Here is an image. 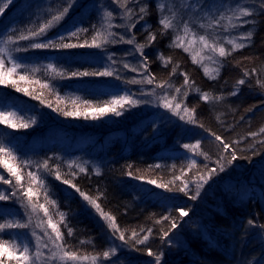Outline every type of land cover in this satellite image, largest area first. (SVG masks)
Returning <instances> with one entry per match:
<instances>
[{"label":"trees","instance_id":"1","mask_svg":"<svg viewBox=\"0 0 264 264\" xmlns=\"http://www.w3.org/2000/svg\"><path fill=\"white\" fill-rule=\"evenodd\" d=\"M124 2L110 0L106 5L117 13L111 4L118 5L122 10L120 3ZM68 3L74 6L71 0H50L47 6L41 8L43 13L20 14L16 18L6 12L5 19L0 23V41L8 35L16 36L26 29L37 28ZM161 4L165 6L163 11L157 7ZM142 5L147 11L140 19L139 8ZM235 7H249L255 12L252 17L233 20L238 25L236 28L222 27L228 24L227 20L215 23L219 16L231 15ZM176 8L181 15L173 19L176 28L165 31L158 18L174 15L169 12L168 0L127 1L125 13H132L128 16L129 22L130 25L135 24L134 28H130L129 37L134 35L138 43H144L150 31L156 34V40L144 49V55L148 57V72L144 73L142 69L133 72L123 67L126 62L121 63L117 87H100L92 83L100 77L54 79L44 73L43 66L48 63L70 71H103L105 67L79 60L73 54L87 48L30 49L14 53L17 62L27 66L18 70L20 74L26 70L30 72L33 67L41 68V71L30 73L28 81H19L14 75L9 78L8 86L0 85V94L5 98V103L0 101V111L17 112L23 122L31 125L23 129L0 124V143L11 147L16 156L13 160L4 154L3 159L22 177L20 185L23 187L17 186L20 192L29 186L33 188L36 195L32 201L37 205L44 204L48 209L47 217H51L63 233L60 243L65 245V251L76 253L81 264H87L88 260L80 257L87 255L91 259L98 256L103 260L102 253L116 246V256L105 259L104 264H264V228L260 227L264 225V144L261 143L264 133L256 137L249 135L264 126V89L257 84V80L264 82V11L260 10V0H181V5ZM75 14L76 19L68 30L58 25L40 40L70 36L71 31L82 28L87 31L81 32L78 38L71 37L67 42H91L94 33L104 28L102 15L94 9L82 8ZM209 20L213 21L212 28L200 27ZM245 20H255V24L239 26ZM183 23H189L197 36L204 34L214 38L229 50V55L218 56L222 66L217 64L215 69L219 67V72L215 69L210 72L216 79L205 75L204 65L198 60L193 63L190 51L169 46L177 35H183ZM145 26H148V31L144 30ZM249 30L253 32L250 41L239 39ZM229 38L248 46L233 51L232 45L227 44ZM33 42L39 40L19 41L9 47H27ZM116 44L110 43L111 48L107 50L114 52L117 58L123 56L125 61L130 58L126 55L131 56L132 67L140 63L131 51H119L121 45ZM157 53L170 58V62L166 66L162 64ZM176 65L179 67L173 74L172 68ZM253 69L256 70L254 74ZM244 71L251 75L244 77ZM181 73L187 74L193 89L184 104L189 109H195L196 124L180 120L162 106L163 95L169 99L176 96V101L181 99L174 91V88H180L181 93L185 90ZM149 74L155 77L153 84L128 82L146 80ZM33 75L50 87L42 88L41 84L31 79ZM241 78L246 83L237 85ZM13 79L29 94L16 91L11 86ZM160 82H170L173 87L158 88L156 85ZM196 88L200 93H209L213 99L203 101L200 93L194 90ZM234 89L237 95H231ZM58 95L65 99H58ZM114 95H129L141 103L118 109L123 113L120 116L108 112L96 120L91 118L94 114L91 110L88 119L82 115L62 114V111L73 108L67 97L78 96L91 101L92 107L96 108ZM34 96L39 99H34ZM77 105L81 112L85 111V106L79 101ZM10 119L13 123L21 122ZM33 120L35 123L31 124ZM60 127L65 129L64 133L58 131ZM210 132L231 144L237 150L238 159L229 163L230 156L222 152L219 142ZM87 135L95 136L98 139L96 144L80 141L78 136ZM236 141L239 143H234ZM197 143L200 147L194 151L184 147L185 144ZM201 152L210 159H205ZM193 160L196 166L190 168ZM217 160L223 165V171H220ZM44 161L48 162L53 172H60L61 180H56L54 175L41 167ZM79 166L85 167L86 172L81 173ZM212 169L216 171L210 179L206 182L199 179L202 175L207 178ZM29 171L46 177L43 188L39 184L30 185ZM0 174L12 180V185L0 181V192L7 194L16 183L15 177L3 164H0ZM63 179H70L81 192L96 199L104 212L115 217L117 226L124 231L129 243L116 239L108 222L75 189L64 184ZM149 180L166 184L171 191L147 183ZM185 182L188 183V195L178 191ZM196 183L202 184L200 195L190 199L195 193ZM13 201V198L0 201V223L24 222L22 213L12 215V210H9ZM178 209H184L188 215L180 216ZM60 212L66 214L63 221L58 214ZM165 216L169 219H163ZM172 220L177 223L175 228L170 226ZM249 221L253 224L250 225ZM67 228L72 229V235H68ZM133 230L138 233L137 240L149 231L151 235L144 244H138L131 239ZM24 231V228L0 230V240L5 241L7 250H12V243L23 246L20 237H23ZM165 232L168 233L166 238ZM148 250L152 251V256L147 254ZM157 255L160 256L159 261L156 260ZM3 260L8 262L5 256Z\"/></svg>","mask_w":264,"mask_h":264},{"label":"snow or ice","instance_id":"2","mask_svg":"<svg viewBox=\"0 0 264 264\" xmlns=\"http://www.w3.org/2000/svg\"><path fill=\"white\" fill-rule=\"evenodd\" d=\"M12 0H0V15L3 14V9L7 7L8 3H11ZM119 3V0H117ZM127 4V0H125L124 3H120L121 8H125ZM72 7L71 3H68L66 6L63 8L59 9L55 14L51 15V17L45 21L42 25L38 26L35 29L29 28L26 29L25 32H21L16 36L8 35L5 39L0 41V85L8 86L9 78L15 76H18L19 81H28L30 79V73L35 74L37 72L41 71V68L33 67L30 69V72L26 70L23 74H20L18 71L21 68H27L26 65H23L19 62H17L14 53L17 52H27L30 49H39V50H68V49H77V48H101L105 44H116V43H124L128 45H132L134 47V50L136 53L139 54L140 57V63L136 67H132L128 63H124L123 67L125 69H130L133 72H137L140 69L143 70L144 73L148 72V57L144 55V49L145 47L151 46V44L156 40V34L153 32L148 31V26L144 27L145 31H148V35L145 39L144 43H138L135 39V36L133 35L132 37L125 39L123 35L119 37V39H111L116 36V33L112 32L111 29L113 28L112 24V19H113V13L111 11H106L104 12V20H105V26L102 30H98L94 33L91 42H88L85 40L84 42H67L70 40L71 37H79V34L81 32L87 31L86 29H79V30H73L70 32L69 35H59L58 37L55 38H50L46 41L40 40V38L47 36V33L50 29L53 27H56L59 25L61 21L64 20V18L68 15L70 8ZM158 10L163 11L164 10V5H158ZM190 7H195V5H190ZM260 10L264 11V0H260ZM147 8L146 6H140L139 8V13H140V19H143L144 14L146 13ZM171 11V10H170ZM232 14L231 15H221L219 16L218 20L215 21L216 24H219L220 21L227 20L228 24L227 25H221L222 27H231V28H236L238 27L237 24L233 23V20H240L242 17H252L254 15L255 9L249 8V7H235L234 9L231 10ZM132 13L129 11L127 13V16H131ZM174 15H167V16H162L158 18V23L162 26L163 30H169V29H175L176 25L173 23ZM243 24H255V20H245L243 23L239 26H243ZM121 27L123 25H120ZM130 28H134L135 24H132L129 26ZM183 35H177L175 37V41L170 43V47H179L182 48L185 52H188L192 44H195L197 40L201 43L203 46V49H207L209 53L211 54H217L219 57H225L230 54L229 50H227L223 44L218 43L214 38L210 39L209 36L200 34L197 36V34L192 30L190 27L189 23H183ZM201 28H212L213 27V21L209 20L207 24H200ZM253 32L251 30L247 31L243 35L239 37L241 40H249L252 37ZM191 37L189 40L188 44L185 45L184 41L188 37ZM30 40H39V42H33L27 47H9L10 45H17L19 41H30ZM227 44L232 45V50L236 49H242L248 44L246 43H237L235 39L229 38L227 39ZM202 49V50H203ZM209 55L207 57L208 60L212 61L213 63H217L218 65L222 66V63L220 61L215 60L214 55ZM157 58L164 64L165 66L170 62V58H165L162 53H157ZM108 59L110 61L113 60L112 55L108 56ZM192 61L193 63H197L196 56H192ZM115 63V61H113ZM179 65H176L172 68V73L175 74L177 71V68ZM43 71L45 74L51 76L52 78H59V79H79V78H88V77H115L116 79H119V75L116 74V72L112 69L105 68L103 71H89V70H73L70 71L62 66H58L55 63H48L43 66ZM203 71L205 75L209 76L210 79H216L217 77L214 75H211L209 72V69L204 66ZM215 71L218 73L219 72V67L215 69ZM255 69H253V74L255 73ZM181 75L184 76L183 80V87H184V92L181 93L180 88H174V91L181 96V99L179 101H176V96H173L171 99H169L168 96L163 95L161 96V99L163 100V107L167 110H169L173 115H176L179 117L180 120H184L186 123H191V124H196L197 121L195 119V109H189L186 104H184V100L186 99L189 91L193 90L190 87V81L186 73H181ZM251 74L248 71H244L243 76L244 77H249ZM31 79L34 80L35 83L41 84L42 88H48L50 85L48 83H41L39 79H35L34 75L31 77ZM155 80V77L152 76L151 74L148 75L146 80H131L128 81L129 83H148V84H153ZM194 84V82H192ZM246 83V80L244 78H241L237 81V85H244ZM257 84L259 85L260 88L264 89V82H261L260 80H257ZM11 86L15 88L16 91L18 92H24L25 94H29L27 92V89L21 88L18 84V81L13 79L11 81ZM158 88L165 89L166 87L171 88L173 85L168 82H160L156 85ZM197 93H200V90L198 88L194 89ZM53 91H55V88H53ZM238 92L234 89L231 95H237ZM201 99L203 101H209L210 99H213L209 93L204 92L200 93ZM34 99H39L38 96H34ZM58 99H65L64 97H59ZM68 100L73 105L72 110L70 111H62V114L64 116H80L82 115L84 119H88V114L89 110L93 111L94 114L92 115V119L96 120L99 119L101 116L105 115L108 112L113 113L116 116H120L123 113L118 110V109H123L125 105H132L136 106L141 101L132 99L131 96L129 95H114L110 100H107L103 102V104L99 107L93 108L91 101L88 100H82L80 97H67ZM214 99H222V97H215ZM77 101L80 102V104L85 106V111L81 112L79 105H77ZM176 101L175 103H173ZM41 103H44L43 100H41ZM48 107H52L51 104H48ZM183 107V112H181V108ZM56 110V109H54ZM10 118H15L20 120V123H13ZM35 121H31V124H34ZM0 124H7L9 127L12 128H23L27 129L31 125L28 122H23V118L18 115L17 112L13 111H0ZM200 127H203V125H199ZM264 133V126H262L258 132H252L249 133L252 137H256L260 134ZM210 135L215 138L216 141L219 142V146L222 149L223 153H227L230 156L229 163L235 161L238 159V156L236 154V149L232 147L231 144L225 142V140L220 136L217 135L214 132H210ZM234 143H239V141H236ZM262 144H264V141H261ZM185 148L194 151L195 149H198L200 147V144L197 143L195 145H189L185 144ZM231 149V151H230ZM7 154L10 156L13 160L16 159V156L14 154V150L3 144L0 143V164H3L6 168L7 171L11 174V176L15 177L16 183L13 185V190L7 194L4 192H0V201H8L12 198H15L18 202L21 203L22 207L25 209L30 208L31 213H36L37 212V207L43 210L45 216H48V209L44 206V204H39L37 205L32 201V197L36 195V193L33 191V188L29 186L25 191L19 192V188L17 186L23 187L20 185L22 177L17 174L16 170L9 166L7 162L3 159V155ZM200 155H203L205 159H210L209 156H207L206 153L201 152ZM246 158V157H245ZM221 159H223V156H221ZM27 165V161L24 162ZM217 164L220 166V171L224 170L223 165L220 163V160H217ZM196 166V161L193 160L191 162L190 168ZM41 167L47 171L49 174L54 175V178L56 180H61V175L60 172L57 170L53 172L52 169L49 168V164L47 161H44L41 165ZM71 167V165H70ZM58 168V166H57ZM79 171L81 173L86 172V168L83 166H79ZM215 169H212L211 171L208 172L207 178H205L203 175L200 176V180L206 182V179H210L212 174L215 172ZM97 174L99 172L97 171ZM28 177L30 178V185L31 184H39L41 188L44 187V181L46 177L41 176L38 174V172H33L29 171L27 173ZM75 175V173H73ZM179 179V177H177ZM0 181H2L4 184H9L12 185V180L6 179L2 174H0ZM62 182L64 184L69 185L73 189H75L76 192H78L84 200L88 202L89 205L93 206L96 211L100 214L101 217L105 221L108 222V227L110 229H113V236L120 240L123 241L124 244H128L129 241L125 239V233L124 231H121L119 227L116 224L115 217L112 215L104 212L101 209L100 204L97 203L96 199H93L89 197L87 194L84 192H81L80 188L76 185L73 184L70 179H63ZM149 184H156V187L158 188H165L168 191H171L170 188L166 184H157L156 181L149 180L147 181ZM202 187L201 183H196V188H195V193L194 195H191L189 198L190 199H196L200 195V189ZM178 191L183 192L185 195H188L189 189H188V183L185 182L182 187L178 189ZM25 196L28 197V202L25 204L23 201H21L20 197ZM45 198L47 199V189H45ZM50 203H55L54 201H49ZM180 216H187L188 212L185 211L184 209H178ZM61 221H63L65 217V213L60 212L58 213ZM163 219L168 220L169 217L165 216ZM29 221H31V214H29ZM44 222L41 220L38 223V227L41 226ZM249 224H253V221H249ZM47 225L52 228L53 232L55 233V236L53 237L51 234L47 233L46 230H44V235L47 236V241L43 244L38 243L36 248H35V256L34 260H40L43 256V253L41 252V247H46L48 248L49 245L51 247L49 248V251L51 253L50 257L48 259H59L63 261L66 257L70 260H76L78 259L76 253H69L65 251V245L63 243H58V241L63 240V233H61L58 225L56 223H53L51 217L47 220ZM171 228H175L177 226V223L175 220L171 221ZM29 227V224L27 223H20V222H7V223H0V230L3 229H12V228H18V229H23ZM67 227V225L65 226ZM261 228H264V225L260 226ZM68 235H72V229L67 228ZM118 233V235H117ZM35 235V233H33ZM151 235V232L149 231L148 234L144 235L141 239H136L138 236V233L133 230L131 233V239L135 240L136 243L138 244H144L148 239L149 236ZM168 236V233H164V237L166 238ZM37 240H40V237H36ZM117 247H110L107 251H104L102 253V257L104 259H108L109 257L113 256L116 254ZM12 251L7 252L9 256H16V253L19 252V257H17L18 264H21V258L23 261V264H28V261L30 259L29 252L30 249L28 246H20L16 243H12L11 245ZM7 251L6 246H5V241L0 240V257H2L5 252ZM147 254L149 256H152L153 253L151 250H148ZM100 257L98 256H92L91 260L93 264H96V261ZM80 259L83 260H88L89 257L87 255L80 257ZM160 256H156V260L159 261ZM0 264H5V261L0 259Z\"/></svg>","mask_w":264,"mask_h":264},{"label":"rangeland","instance_id":"3","mask_svg":"<svg viewBox=\"0 0 264 264\" xmlns=\"http://www.w3.org/2000/svg\"><path fill=\"white\" fill-rule=\"evenodd\" d=\"M110 0H71L73 3V7L70 9L68 15L64 18L63 21L59 23V26H62L63 29L68 30L70 28L71 22L76 19L75 12L79 11L82 8H91L99 12L104 21L105 26V20H104V12L111 11L107 8V3H109ZM128 1V0H127ZM50 0H12L11 3H8L7 7L3 9V14L0 15V23L5 19V13L10 12V17L16 18L20 14L22 15H31V13L40 14L43 13L41 11V8L47 6L49 4ZM169 4V12L174 14V18H180L181 15L177 11V6L181 5V0H168ZM113 5L116 9L115 12L111 11L113 13V19L112 24L114 25L111 29L112 32L116 33V36L111 38L115 39L117 36L123 35L125 39L130 38L129 34L131 32V29L129 27L130 25V19L128 18L127 14L125 13V9L122 8V10H119L118 5ZM13 8V9H12ZM12 9V10H11ZM11 10V11H10ZM124 10V11H123ZM170 15V14H169ZM190 16V15H189ZM120 25H123L122 27ZM191 37L189 36L187 39H185L184 43L185 45L188 44ZM113 45V44H112ZM115 45V44H114ZM116 45H121L119 51H125L122 49H127V51H131L134 56L139 62L140 57L139 54L135 52L134 47L132 45L124 44V43H117ZM107 48H111L110 43L103 45L101 48H87L84 50H80L79 52H74L75 57L79 60L86 61L89 64H97L105 68L112 69L116 72L118 75V72L122 69L121 65L126 62L128 64H132L133 60L131 59V56L126 55V58L130 57L129 60H124L123 56L115 57L114 52L108 51ZM203 46L201 43L197 40L195 44H192L189 51L192 56H196V60H198L200 63H202L204 66H206L209 69V72H211L213 69H215L217 63H213L212 61L208 60L207 57L211 54L207 49H203ZM112 55L113 60L110 61L108 59V56ZM214 55L215 60L218 61V55L217 54H211ZM125 58V55H124ZM115 61V63H113ZM122 63V64H121ZM104 68V69H105ZM92 83H94L97 86L100 87H117L119 84V81L115 77H100L98 79L92 80ZM9 99H7L8 101ZM0 101H5V98L3 95L0 94ZM5 103V102H3ZM50 115L49 113H47ZM52 128V127H50ZM60 133H64L65 129H62L61 127L58 130ZM80 141L82 142H89L92 144H96L98 139L95 138V136L87 135V136H78ZM13 190V188H12ZM20 193V191L18 192ZM14 201L11 203V209L12 215H17L15 213H22L23 214V223L29 224V227L24 228L25 231L23 232V237H20V239L23 241V246L26 245L29 247L30 252L29 256L30 259L28 261V264H81L79 263V260H70L67 257L61 261L59 259H48L51 255L49 248L51 245H49L48 248L41 247V252L43 253V256L40 260H34L35 256V248L38 243L43 244L47 241V236L44 235V230L47 231V233L51 234L53 237L55 236V233L53 232L52 228L47 225V220L49 219L47 216H45L42 209L37 207L36 213H31V209H25L22 207L21 203L18 202L15 198H13ZM21 201L23 203H27L28 199L25 196L20 197ZM10 207V206H9ZM29 214H31V221H29ZM186 217V216H185ZM43 221L44 223L41 226H37L40 221ZM35 233V235H33ZM36 237H40V240L38 241ZM60 243V241H58ZM12 251L11 249L7 250L5 255L0 257V259H4V256L7 258L8 262H5V264H18L17 257H19V252L16 253V256H9L7 252ZM113 255L112 257H115ZM110 259V258H108ZM105 259L101 260L98 259L96 261V264H104ZM21 264H23L22 258H21ZM85 264V262H84ZM87 264H93L91 259H88Z\"/></svg>","mask_w":264,"mask_h":264}]
</instances>
